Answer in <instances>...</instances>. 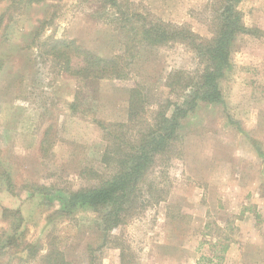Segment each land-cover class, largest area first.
<instances>
[{
    "label": "rangeland",
    "instance_id": "rangeland-1",
    "mask_svg": "<svg viewBox=\"0 0 264 264\" xmlns=\"http://www.w3.org/2000/svg\"><path fill=\"white\" fill-rule=\"evenodd\" d=\"M102 1L0 0V10L10 8L0 27V57L5 60V71H0V235L7 238L15 218L3 208H19L25 220L15 234L37 247L31 256L29 248L3 240L0 264H45L43 257L51 250L58 264L61 256L64 264H264V61L255 64L244 54L249 47L256 55L263 52L248 38L264 40L256 27L235 41L230 73L220 84L222 101L199 102L182 120L180 139L170 153L151 168L147 182L157 197L166 194L164 200L146 194L139 214L114 229L106 244L96 211L78 207L61 216L56 197L50 195V203L30 196L33 184L76 189L86 183L79 176L82 168L102 170L105 142L93 119L126 122L130 82L150 94L151 115L159 102L182 100L164 85L169 72L199 68L194 51L180 43L125 52L129 37L106 22L115 7L108 2L104 16L98 10ZM216 1L120 4L129 3L147 21L187 24L211 38ZM250 4H239L243 18ZM42 20L40 42L49 36L76 38L99 55H122L130 81L101 79L97 93L87 90L82 105L88 108L73 113L67 101L74 99L76 80L58 74L51 58L35 45L25 47ZM49 126L43 152L39 141Z\"/></svg>",
    "mask_w": 264,
    "mask_h": 264
},
{
    "label": "trees",
    "instance_id": "trees-1",
    "mask_svg": "<svg viewBox=\"0 0 264 264\" xmlns=\"http://www.w3.org/2000/svg\"><path fill=\"white\" fill-rule=\"evenodd\" d=\"M241 1H216L213 18L215 28L211 38L201 36L187 24L165 22L157 18L147 21L145 15L131 8L129 3L127 6L120 4V0L100 2L98 10L102 11L101 14L104 16L109 13L105 12L108 2L115 7V11L108 14L105 20L117 31L129 37L125 44L127 45L125 52L128 54L137 52L142 45L161 46L180 43L194 51L199 68L196 71L175 69L169 72L164 85L168 88V93L182 100L173 102L167 99L164 103L159 102L151 115L147 109L150 94L136 83L130 82L127 89V121L93 119V122L101 128L102 139L105 142L104 151L99 159L103 166L102 170L90 166L82 168L79 176L86 183L76 189L33 184L29 189L30 196H43L50 200V203L54 201L49 199V196L56 197L60 202L61 216L72 214L78 207H89L96 211L103 220L105 244L114 229L126 224L139 214L141 207L139 204L142 203L146 194L150 198H157V201L164 200L166 194H160L158 190L160 195L157 197L154 195L156 188L152 183L147 182L151 168L155 165L156 159L170 153L175 142L180 139L182 120L196 109L199 102L222 101L220 84L232 67L231 54L235 41L241 34L255 33L244 22L243 12L239 9ZM4 16H0V24L4 21L6 17ZM45 23V20L39 22L33 40L25 47L35 45L43 52V54L40 52L43 56L51 58L58 74L76 80L74 99L67 101L68 108L73 113H79L80 109L84 112L88 108L82 105L87 96V90L97 93L96 85L101 79L130 81L128 80L131 76L128 70L129 63L122 55H99L80 44L76 38L49 36L40 42V32ZM2 65L1 61L0 66ZM52 127L49 126L45 130L40 141L39 148L43 152L46 151L44 140L48 139ZM1 175L6 176V172H1ZM5 179L9 186H12L11 178ZM8 190L12 191L11 187H8ZM3 210L13 213L15 218L11 223V233L6 239L0 235V243L6 240L12 245L24 246L29 248L30 255L33 256L37 247L31 243H25L22 233L18 236L15 234L25 220L19 208H3ZM14 238L17 243L13 240ZM59 254L61 256V253ZM121 257L126 258L124 247H121ZM54 258L57 257L51 250L44 255L43 260L45 264H58ZM128 262L131 261H125L123 264ZM64 263L61 256L59 264Z\"/></svg>",
    "mask_w": 264,
    "mask_h": 264
},
{
    "label": "crops",
    "instance_id": "crops-1",
    "mask_svg": "<svg viewBox=\"0 0 264 264\" xmlns=\"http://www.w3.org/2000/svg\"><path fill=\"white\" fill-rule=\"evenodd\" d=\"M261 1L262 0H251V1L250 0H242L241 7L240 8H242L244 6V3L245 2L251 3L248 10H246V8L244 9V11L246 13V17L244 18V22H245V24L248 27H256V28H258V29H260L261 31L264 32V7L261 6V5H264V4ZM9 10H10L9 5H7L5 8L2 7V9L0 10V16H2V15H5V16L9 15ZM247 19H249V20L251 19V21H248ZM3 23H4V21L0 24V27H1V25ZM248 38H249V41H251L250 45H252V46L255 45L256 48H258L259 50H261L263 52H261L258 55H256L255 52L252 51L253 50L252 48L250 50H249L250 47L249 48H245V50H244V54L246 55L245 58H249L250 60H253L255 64L257 62H261L262 60L264 61V40H260L258 38L253 37V36L252 37L250 36ZM30 43H28L27 45H29ZM0 44H2V43H0ZM31 46H33V45H31ZM1 61L3 62V65L0 66V71L4 70V68H5V64H4L5 60H4V57H0V62ZM247 62H250V61H247ZM229 73L230 72H228V74ZM11 74H12V72H11ZM18 77H20V75H18ZM39 143H40V141H39Z\"/></svg>",
    "mask_w": 264,
    "mask_h": 264
}]
</instances>
